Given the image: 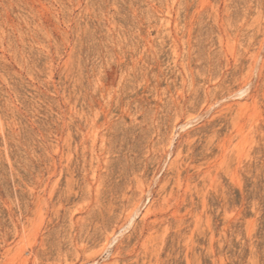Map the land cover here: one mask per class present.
I'll list each match as a JSON object with an SVG mask.
<instances>
[{
  "label": "rangeland",
  "instance_id": "374dc122",
  "mask_svg": "<svg viewBox=\"0 0 264 264\" xmlns=\"http://www.w3.org/2000/svg\"><path fill=\"white\" fill-rule=\"evenodd\" d=\"M263 42L264 0H0V264H129L101 253L106 220L164 176L202 88ZM238 124L231 175L153 233L158 264H264V80Z\"/></svg>",
  "mask_w": 264,
  "mask_h": 264
},
{
  "label": "bare ground",
  "instance_id": "6f19581e",
  "mask_svg": "<svg viewBox=\"0 0 264 264\" xmlns=\"http://www.w3.org/2000/svg\"><path fill=\"white\" fill-rule=\"evenodd\" d=\"M263 50L264 42L254 55L244 56L229 77L224 74V77L219 79V83L203 87L204 96L196 99L191 107L186 108V121L183 124L180 123L181 131L185 132L184 146L168 163L164 176L160 179L154 177L153 183L147 181L148 188L143 191L142 187V196L137 197L135 202L132 201L130 206L126 205L130 209L121 211L120 214L107 219L103 225L105 231L110 230V232L104 236L101 253H107L111 261H116V259L119 261L118 258L124 255L129 264H158L159 258L154 260L151 252L147 249L153 233L159 228H162V232L173 226L179 228L182 217L176 216V212H180V208L186 210L193 206L196 200L201 199L204 188L216 182L221 174L229 175L231 173V168L225 163L236 150L235 139L239 138L242 133L238 117L240 118L243 107L254 98L257 87L264 80ZM227 68L229 69V66ZM212 75L210 73L209 76L204 77L205 80H211ZM202 105L203 107L200 108ZM215 114H218L217 120H210L211 116ZM217 122L223 124V133L221 132L223 139L212 148L210 147L213 145L212 139L219 133L215 128ZM204 127L210 130L211 135L206 134L205 140L199 144V148L193 150L192 137L198 131L204 133V130H200ZM215 150L219 155L220 164H224L223 166H219L213 160ZM169 155L170 153H168ZM153 185L156 187L154 188ZM171 200L176 203L174 205L178 208L175 207V213L166 214L165 211L168 207L170 208ZM146 201L147 203H145ZM137 216L140 217L139 221L136 220ZM176 231L178 238L180 232L178 229ZM126 247L127 249L131 247V249L125 251ZM95 260V258L86 259L81 264H95Z\"/></svg>",
  "mask_w": 264,
  "mask_h": 264
}]
</instances>
